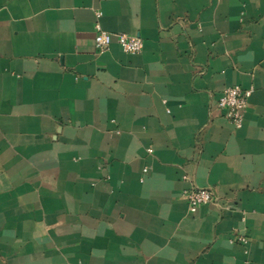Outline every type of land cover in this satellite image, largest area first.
I'll list each match as a JSON object with an SVG mask.
<instances>
[{
    "label": "crops",
    "instance_id": "0c3cea01",
    "mask_svg": "<svg viewBox=\"0 0 264 264\" xmlns=\"http://www.w3.org/2000/svg\"><path fill=\"white\" fill-rule=\"evenodd\" d=\"M0 264H264V0H0Z\"/></svg>",
    "mask_w": 264,
    "mask_h": 264
},
{
    "label": "built area",
    "instance_id": "2783aa9c",
    "mask_svg": "<svg viewBox=\"0 0 264 264\" xmlns=\"http://www.w3.org/2000/svg\"><path fill=\"white\" fill-rule=\"evenodd\" d=\"M113 43H117L122 51L128 55L139 54L144 48L143 40L138 37L126 34H112L102 30L97 25L94 38L95 50L98 53L107 51ZM251 94L252 90H246L240 86H230L225 88L217 101L216 107L220 112H223L237 130L243 127L245 112ZM182 199L187 202L189 213L194 214L201 206L215 204L216 195L210 188L191 189L182 192ZM232 242L247 245L248 239L236 237Z\"/></svg>",
    "mask_w": 264,
    "mask_h": 264
}]
</instances>
